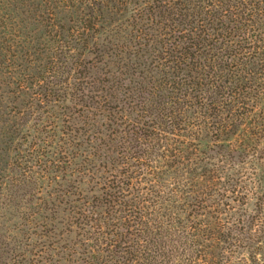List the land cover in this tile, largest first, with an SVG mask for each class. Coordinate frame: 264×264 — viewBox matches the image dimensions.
I'll return each mask as SVG.
<instances>
[{
	"label": "rangeland",
	"instance_id": "rangeland-1",
	"mask_svg": "<svg viewBox=\"0 0 264 264\" xmlns=\"http://www.w3.org/2000/svg\"><path fill=\"white\" fill-rule=\"evenodd\" d=\"M85 1L87 6L81 4H86ZM169 1L138 0L135 3L139 8L133 11L134 4L121 6L117 0H104L95 6L88 0H0L1 261L10 264L9 255L3 250H13L11 258L15 257L17 264L29 261L34 264H84L80 260L82 253L86 254L84 261L98 264L94 260L97 253L85 246L89 245L88 241L84 240L83 246H74L80 240L79 227L77 217L71 215L69 208L96 213L94 203L101 205L103 192H107L101 190L102 179L124 172L127 166L131 155L128 142L143 149L149 147L146 143L150 140L142 135H147L146 131L151 133L152 127L162 123L161 119L167 121L169 113L174 117L177 107L195 96L189 94L186 100L181 99L182 89H173L176 85L172 83L173 73L178 72L180 82L187 74L193 76V68H186L191 66L190 60L186 59L185 65H179L178 69L175 67L178 64H170L169 70L163 67L164 60L159 59L162 44L168 49L171 43L188 34L171 31L170 28L178 25L173 18L179 20L180 16H168L165 8ZM179 1L183 2L184 14L189 17L185 22H190L192 15L198 18L196 14L199 13L198 19L208 22L205 31H197V35L207 39L212 47L222 45L221 62L230 63L226 57L233 49L241 53L233 60L242 59L246 52L243 49L254 44L258 51L264 52V37L260 35L254 43L247 36L248 41H244L245 37H240L242 33L232 29L234 22L247 10L252 11L253 23L248 20L245 26L262 30L264 0H172ZM118 9H130L133 14L121 16ZM88 15H91L92 29L82 36L80 29L89 24ZM54 53L61 55L53 59ZM254 53L252 51L247 57H253ZM248 61L256 65L257 59ZM57 68L72 69L71 74H63ZM78 72L86 79L77 85L73 81L71 85L75 88L66 93L63 81L69 77L72 81ZM262 77L264 70L254 75L253 81L263 84ZM27 81H32L33 88L27 89ZM109 87L117 89V99L109 98V106L124 107L127 113H132L130 120L120 122L116 115L114 122L108 121L111 117L103 111L100 97L104 95L101 89L107 91ZM51 89L55 96L39 102L44 96L39 98L38 92ZM257 97L264 100V88ZM133 120L138 124L132 125ZM129 129L135 132L132 133L136 136L134 141L128 139ZM241 129L244 128L233 136H220L215 143L208 142L212 156L220 159V167L228 169L232 179L226 184L227 179L220 176V181H214L210 187L215 195L226 196L220 202V215L225 208L231 207L246 222L254 221L248 224L249 229L243 235L245 246H251L249 249H237V253L228 256L222 249L230 248L235 242L224 243L220 237L223 262L249 264L251 260L253 264H260L264 263L262 255L254 249L264 235V174L257 172L260 183L254 187L250 169L253 156H263L264 139L251 136L246 139L240 134ZM189 164L188 161L186 166ZM233 190L237 193L232 195L230 191ZM211 201L207 204L211 205ZM109 210L107 215L111 216V221L108 228L101 227L100 235L108 244L104 249L109 251L108 258H111L117 255L116 251L126 248L127 245L120 242V235L123 234L127 241V233L122 226L116 225L117 214ZM94 215L89 213V216ZM224 215L220 216L221 221L226 218ZM128 229L132 232L131 224ZM46 232L47 237L42 235ZM41 236L44 238L39 239ZM39 251H42L40 256L34 257ZM101 264L108 263L102 259Z\"/></svg>",
	"mask_w": 264,
	"mask_h": 264
},
{
	"label": "trees",
	"instance_id": "trees-1",
	"mask_svg": "<svg viewBox=\"0 0 264 264\" xmlns=\"http://www.w3.org/2000/svg\"><path fill=\"white\" fill-rule=\"evenodd\" d=\"M102 1L104 0H88V3L95 6ZM117 1L121 6L134 4L133 11L136 7L139 8L135 3L138 0ZM81 4L87 6V2ZM171 8L172 11H170ZM184 8L181 1L175 3L170 0L167 3L165 9L169 11L168 16L176 14L175 17L180 16L179 20L173 18L172 21H178V25L170 28L171 31L188 34L175 40L168 49H166V45L162 44V55L159 59L166 63L163 65L165 69L170 64H178L175 66L178 69L179 65H185L186 59L190 60L191 66L189 68L186 66V68L189 70L193 68L191 70L194 71L193 76L187 74L180 82L178 72L173 73L172 83L176 85L173 89L178 91L182 89L181 99L189 94H195V96L192 101H187L177 107L174 117L172 113H169L167 121L160 120L162 123L158 125H165L164 128L159 126L154 128L155 125L152 127L151 133L146 131L147 135H142L150 140L146 143L149 144V147L146 146L143 149L128 142L127 148L131 151V155L127 166L123 169L124 172L117 175L111 174L102 179L101 190L107 192H103L102 197L104 196V198L101 205L97 202L94 203L96 213L84 209L78 212L76 207L69 208L71 215L77 217L76 224L79 227H77L79 229L77 236L80 240L74 246H83L84 240L88 241L89 245L85 246L89 247L91 252L97 253V256L94 255V260L98 261V264L102 263V259L108 264H229V260L223 262L222 256L220 257V237L224 243L228 240L235 242L230 248L222 249L223 253L228 252V256L237 253V249L244 250L251 247L250 245L245 246L246 239L243 235L249 229L248 224L254 221L247 220L246 222L242 219L243 216L239 217L234 213V208L228 205L226 207L229 208H225L221 213V215L226 214V216L224 215L226 218L223 221L220 219V202L226 196L212 193L210 185L212 186L214 181L219 182L220 176L227 179L226 184H229L232 179H230L229 170L220 167V159L212 156L211 152L213 151L208 142L215 143L220 136H233L239 133L241 127L244 129H241L240 134L245 135L246 139L250 136L264 139V119L262 118L264 100L257 97L260 89L263 90L264 83L259 84L258 80L253 81L254 75H259L261 70H264V52L258 51V47L254 44V46L243 49L246 52L242 55V59L233 60L236 54H241L239 50L233 49L226 57L231 60L230 63L221 62L222 45L219 48L217 45V47H212L207 43V39H201L197 35L205 31L208 22L205 19H203L204 21L198 19L201 13L196 14L198 18L192 15L191 21L185 22L189 17L184 14ZM234 8V12L238 15L236 5ZM118 11L121 16L133 14L130 9H122L124 12L119 9ZM251 12L246 10L240 19L234 22L232 29L234 32L242 33L240 37H245L244 41H248V36L255 43L258 38L264 37V27L259 30L245 26L248 20L251 24L253 23ZM88 16L86 18L89 24H84L80 29L82 36L92 29V20L89 19L91 15ZM100 21L102 22V20ZM180 26H182L181 29H179ZM220 30H223L221 25ZM221 39L222 35H220ZM176 48L180 50L176 51ZM55 50L57 51L58 47ZM252 51H255L253 57H247ZM174 52L176 54H173ZM56 55L60 56L61 53H54L53 59H56ZM253 58L257 59L258 69L252 61H248ZM57 70L69 76L72 69L66 71L57 68ZM54 74L58 75V73ZM69 78L62 84L66 93L75 88L71 85V83L74 84L73 81H76L75 85H77L78 82H83L86 79L79 72L75 74L72 81ZM257 79L260 81V78ZM25 84L27 89L34 86L32 81H27ZM101 91L104 92V95L100 97V100L103 101V111L111 117L108 121L114 122L116 115L120 122L129 119L132 113H127L124 107L115 106L112 108L109 106V98H112V101L117 99V89L109 87L107 91L104 89ZM38 93V97L44 96L43 99L38 100L39 102H44L46 98L55 96L52 89L50 91L40 90ZM118 93L120 94L119 90ZM235 103L237 105L234 107ZM251 103V108H248ZM136 124H138L137 120H133L132 125ZM133 132V129H129L128 139L134 141L136 136H133ZM130 133L131 137H129ZM204 149H208V151L205 152ZM262 150L264 151V148ZM253 158L255 159L251 164L250 176L255 187L260 183L257 172L260 171L264 174V152L262 157L253 156ZM169 161L172 162L171 165H168ZM188 161L190 164L186 166ZM174 167L178 169L169 171ZM133 179L135 183L131 182ZM230 192L232 195L237 193L236 190ZM208 201H211V205L207 204ZM109 208L113 209L115 215L117 214L116 225L122 226V229L127 233L125 235L127 241H124L123 234L120 235V242L122 245H127L126 248L123 251H116L117 255L111 258H108L109 251L104 249L108 244L103 241L100 235L101 227L108 228L111 221V216L107 215L110 211ZM89 213L95 215L89 216ZM90 217L92 218L90 219ZM127 217L132 220H124ZM130 224L132 232L128 229ZM42 235L47 237V232ZM43 236L39 239L44 238ZM255 248V253L261 254V261L264 262V235ZM11 251L3 250V253L9 255L10 264H17L18 261H15V257L11 258ZM41 253L42 251H39L34 257L40 256ZM80 255V260L84 264H95L94 261L83 260L86 257L85 253ZM0 264L8 263L0 260ZM21 264H34V261ZM249 264H253V261L249 260Z\"/></svg>",
	"mask_w": 264,
	"mask_h": 264
}]
</instances>
